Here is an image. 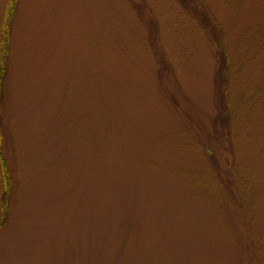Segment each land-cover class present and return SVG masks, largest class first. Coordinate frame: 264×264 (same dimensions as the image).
<instances>
[{"label": "rangeland", "instance_id": "rangeland-1", "mask_svg": "<svg viewBox=\"0 0 264 264\" xmlns=\"http://www.w3.org/2000/svg\"><path fill=\"white\" fill-rule=\"evenodd\" d=\"M10 49L0 264H264V0H20Z\"/></svg>", "mask_w": 264, "mask_h": 264}, {"label": "trees", "instance_id": "trees-1", "mask_svg": "<svg viewBox=\"0 0 264 264\" xmlns=\"http://www.w3.org/2000/svg\"><path fill=\"white\" fill-rule=\"evenodd\" d=\"M20 0H7L1 23L0 34V118L4 81L7 74L10 55V29ZM4 137L0 125V178L3 197L0 204V233L6 224L10 211V195L14 191L12 175L3 150Z\"/></svg>", "mask_w": 264, "mask_h": 264}]
</instances>
